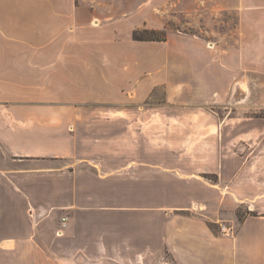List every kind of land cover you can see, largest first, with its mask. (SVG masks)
<instances>
[{"label": "crops", "instance_id": "0c3cea01", "mask_svg": "<svg viewBox=\"0 0 264 264\" xmlns=\"http://www.w3.org/2000/svg\"><path fill=\"white\" fill-rule=\"evenodd\" d=\"M247 106L264 108V0H0V264H264V180L236 190L264 163ZM237 204L233 231L209 228Z\"/></svg>", "mask_w": 264, "mask_h": 264}, {"label": "rangeland", "instance_id": "374dc122", "mask_svg": "<svg viewBox=\"0 0 264 264\" xmlns=\"http://www.w3.org/2000/svg\"><path fill=\"white\" fill-rule=\"evenodd\" d=\"M172 0H167V3H170ZM168 7V6H167ZM167 27L174 30L176 28H181L183 27L181 24L184 22L189 21V16H173L172 11L167 12ZM200 21H201V27L205 26V23L208 24V26L214 27L215 29H220V28H227L228 30H232L233 27L236 24V14L233 12L230 13H222L221 15L218 16V18L214 19V21L212 19H207V16L202 15L200 16ZM187 31L189 32H196L199 33L200 32V27L196 26V27H187V25L185 24L184 26ZM162 33H164V31H162L161 33H158V35H161ZM233 37H229V40L232 41ZM160 90L157 92V97L160 99L161 94H160ZM253 99V98H252ZM211 110H214L216 112L219 113V116H222L223 114V109L221 107H211ZM233 111H236L234 108L232 109ZM247 113L251 114L252 116H260V115H264V108H255V107H250L247 106L246 107ZM230 115H235L234 112H231ZM156 132V131H154ZM166 137V143H170L172 145V142L174 141V135L173 134H165L163 135ZM183 135L182 134H178L176 135L177 138H181ZM165 140V139H164ZM157 141V134L156 133H151V142L156 143ZM234 150L235 152L238 151L239 153H246V149H244V147L241 145H235L234 146ZM151 152H156L155 150L151 149ZM168 152H173V150H167ZM228 153H232L231 150L227 151ZM153 164V165H152ZM255 160L252 158L251 162L247 164V168L244 170V173L246 174V176L249 177H243L241 178V181L238 182L237 186H236V190H239L240 192H242V194H249L253 192V187L255 184L259 185V182L254 181L255 179L253 178L255 175V177H261L262 180H264V163L257 164V167L254 166ZM150 173H157L158 172V165H156V159L151 158V165H150ZM166 177H170L169 175H167ZM178 177H193L194 179H196L198 181V185L199 186H203L205 187V189H209L212 188L213 184H216L219 182V177H217L215 174H200L199 176H178ZM232 177H224V181H223V188H227L228 189V185H230V181H231ZM89 179H91L89 177ZM262 184L264 185V181L262 182ZM95 186H97L96 182L94 184ZM239 185V187H238ZM217 189V188H216ZM97 190V189H96ZM90 194V193H88ZM253 194V193H252ZM102 200H108V193H103L101 196ZM197 209V208H195ZM205 209V208H203ZM198 210H200V208H198ZM196 210V211H198ZM238 211V213H237ZM248 207L245 204H237L235 206V208L230 212L226 209L221 210V211H216V215L215 217H212L210 215L206 214V219L207 221L210 222H214L215 223V227H214V232L215 233H220L222 231L225 230V226H230L229 228H232L231 231H233L235 229V226L233 227V222L231 221V218H236V220L238 221L239 218H242L246 215V213L248 212ZM201 213V211H200ZM218 219V223L215 222L214 220ZM240 221V220H239Z\"/></svg>", "mask_w": 264, "mask_h": 264}, {"label": "trees", "instance_id": "16d2710c", "mask_svg": "<svg viewBox=\"0 0 264 264\" xmlns=\"http://www.w3.org/2000/svg\"><path fill=\"white\" fill-rule=\"evenodd\" d=\"M161 32L162 31H157L154 29H147V28L137 29L133 31V38L136 40H161L165 38V32L162 33L161 35H158V33H161ZM242 219L243 217L239 218L240 221ZM207 225L209 226L210 229L214 230V227H215L214 222L207 221Z\"/></svg>", "mask_w": 264, "mask_h": 264}, {"label": "built area", "instance_id": "2783aa9c", "mask_svg": "<svg viewBox=\"0 0 264 264\" xmlns=\"http://www.w3.org/2000/svg\"><path fill=\"white\" fill-rule=\"evenodd\" d=\"M66 218L64 217V218H62V221H64Z\"/></svg>", "mask_w": 264, "mask_h": 264}, {"label": "bare ground", "instance_id": "6f19581e", "mask_svg": "<svg viewBox=\"0 0 264 264\" xmlns=\"http://www.w3.org/2000/svg\"><path fill=\"white\" fill-rule=\"evenodd\" d=\"M242 88H243V86H242Z\"/></svg>", "mask_w": 264, "mask_h": 264}]
</instances>
